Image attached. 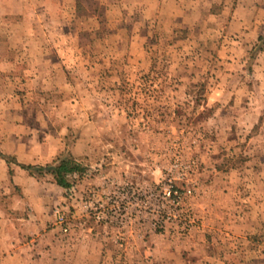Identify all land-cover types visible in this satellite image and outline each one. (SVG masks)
Instances as JSON below:
<instances>
[{"label": "rangeland", "instance_id": "1", "mask_svg": "<svg viewBox=\"0 0 264 264\" xmlns=\"http://www.w3.org/2000/svg\"><path fill=\"white\" fill-rule=\"evenodd\" d=\"M18 2L28 15L0 16V35L31 32L46 54L0 66V97L37 111L29 148L61 138L85 167L56 205L72 237L102 264H213L242 245L214 215L247 204L263 225L249 254H264V0Z\"/></svg>", "mask_w": 264, "mask_h": 264}, {"label": "crops", "instance_id": "2", "mask_svg": "<svg viewBox=\"0 0 264 264\" xmlns=\"http://www.w3.org/2000/svg\"><path fill=\"white\" fill-rule=\"evenodd\" d=\"M26 14L25 4L18 2L13 8L9 0H0V16L26 17ZM25 17L18 19L27 24ZM9 31L11 33V30L4 31L8 32L6 42L5 34L0 35V66L3 70L6 69L9 73L10 70L20 68V63L15 57L22 53L29 58H39L46 54V50L40 48L41 46L37 47L29 42L36 38L31 32H20L10 37ZM11 38L12 41L29 39L25 40L28 50L24 47L21 49L25 50L17 48ZM27 66L29 67L28 64ZM29 73L26 84L32 86L40 76L31 71ZM47 78L45 75L44 82ZM25 105L26 100L0 97V153L12 159L11 162H6L0 157V264H102L103 260L97 256L98 250H94L92 242L85 239L86 236L89 237L88 234H84L85 237L82 238L86 241H79L77 237H72L71 233L69 237L63 235L55 224L53 208H56L57 204L60 205L64 199V189L52 178L38 179L18 165L50 163L68 151L62 148L61 138L53 143L54 146L50 143V148H29L36 130L31 123L36 120L38 113L31 105V109L25 112ZM45 134L46 139L54 138L53 133ZM74 150L75 148L72 153ZM259 163L264 168L263 159ZM262 177L260 175V181H264ZM242 206L241 212H237L232 203L225 214L214 215L212 220L217 226L229 229L230 233L239 237L242 245L238 249L227 251L228 255L224 258L211 255L210 261L213 264H264V254H249L250 249H255V244L248 245L245 242L248 234L260 235L263 231V225L259 221L262 208L259 206L257 212L252 214L247 204ZM217 219H220V222ZM216 229L219 230L218 227ZM83 231L81 233H88L89 228ZM214 243L218 246L217 242Z\"/></svg>", "mask_w": 264, "mask_h": 264}, {"label": "trees", "instance_id": "3", "mask_svg": "<svg viewBox=\"0 0 264 264\" xmlns=\"http://www.w3.org/2000/svg\"><path fill=\"white\" fill-rule=\"evenodd\" d=\"M262 37H259L258 40H261ZM260 49V48H259ZM0 157L4 158L6 162H11L7 156H4L0 153ZM22 169L26 170L31 176L40 178L45 174L51 175L53 181L64 191H67L71 188L75 180H71L74 175L77 178H80L84 172L85 167L77 162L74 158L71 157L68 153H63L54 159L51 163L45 165L38 164H18Z\"/></svg>", "mask_w": 264, "mask_h": 264}, {"label": "built area", "instance_id": "4", "mask_svg": "<svg viewBox=\"0 0 264 264\" xmlns=\"http://www.w3.org/2000/svg\"><path fill=\"white\" fill-rule=\"evenodd\" d=\"M172 186L166 188V190L163 192L164 194H166V197L171 199L172 202H175L176 204L179 203V199L180 196L179 194H177V190H172L171 189ZM187 192H190V190H187ZM174 217V216H173ZM173 217H171L168 213H166V215L164 214V216H162V219L160 220V223H158V227L165 229V222H167L168 220H172ZM97 218H100V216H97ZM192 221H194V217H191ZM190 219V220H191ZM54 220L56 222V224L59 227L60 232L65 235V236H69L70 235V226L68 224L67 218L65 217L64 214L60 213V211H58V209L56 208L54 210ZM181 229H182V223H181ZM189 230H186L185 232H188Z\"/></svg>", "mask_w": 264, "mask_h": 264}]
</instances>
